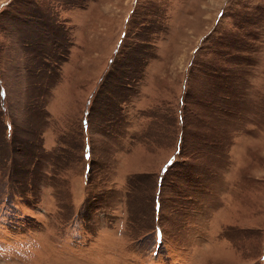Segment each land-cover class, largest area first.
<instances>
[{
  "label": "rangeland",
  "instance_id": "1",
  "mask_svg": "<svg viewBox=\"0 0 264 264\" xmlns=\"http://www.w3.org/2000/svg\"><path fill=\"white\" fill-rule=\"evenodd\" d=\"M0 264H264V0H0Z\"/></svg>",
  "mask_w": 264,
  "mask_h": 264
}]
</instances>
